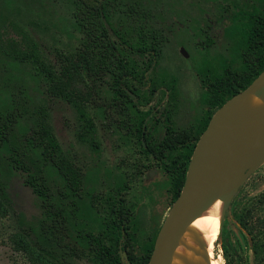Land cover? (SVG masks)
Listing matches in <instances>:
<instances>
[{
	"label": "rangeland",
	"instance_id": "rangeland-1",
	"mask_svg": "<svg viewBox=\"0 0 264 264\" xmlns=\"http://www.w3.org/2000/svg\"><path fill=\"white\" fill-rule=\"evenodd\" d=\"M84 1L96 6L104 0ZM125 1L150 9L151 22L166 36L160 63L148 75L155 83L146 93L142 89L146 90L147 86H141V100L137 98L141 110L150 111L147 120L150 130L155 132L158 128L159 133L164 132V125H168L163 120V111H166L170 112L175 128L192 127V135L200 138L207 106L202 98L206 86L198 68L212 64L219 68L221 57L229 59L236 50L238 25L256 8L264 13V0ZM74 11L73 0H0V89L10 69V57L5 52L13 45V39L24 45L35 41L54 63L58 54L72 53L79 47L83 34L75 28ZM21 71L16 72L19 77L12 83V89L25 88L21 102L26 101L29 114H35L39 108L46 109L64 153L83 170L80 194L63 198L58 186H54L57 197L70 211L75 229L84 233L106 232L107 223L118 217L115 210L123 209L127 214L124 225L129 233L123 262H129L128 252L140 256L138 260H141L172 202L169 174L163 163L155 156H146L132 127L120 126L125 116L113 113V93L107 84L97 86L88 80L95 88L96 101L87 104V113L96 125V133L86 139L77 108L50 95L42 79H32L33 70L29 65ZM163 72L178 80L176 100H172L168 96L169 89L159 83ZM124 85L134 91L138 82L128 78ZM159 118L161 122L154 130V120ZM14 133L12 147L25 150L20 131ZM0 164L8 169L1 158ZM11 174L8 192L14 212L0 219V264H33L14 248L9 236L20 225H38L43 218V208L32 188L25 184L24 176L19 172ZM222 218L221 238L218 239L220 233L216 230L215 244L208 245L207 253L219 258L221 264H264V163L242 185L228 210L224 213L222 209ZM67 241L74 243L71 237H67ZM57 255L60 260L61 253ZM66 256L68 260L64 264H94L88 253ZM192 261L195 264L196 260Z\"/></svg>",
	"mask_w": 264,
	"mask_h": 264
},
{
	"label": "trees",
	"instance_id": "trees-1",
	"mask_svg": "<svg viewBox=\"0 0 264 264\" xmlns=\"http://www.w3.org/2000/svg\"><path fill=\"white\" fill-rule=\"evenodd\" d=\"M73 3L74 25L83 34L74 52L58 54L54 63L47 59L35 41L24 45L15 39L5 52L10 57V69L5 73V82L0 89V158L8 169L0 164V219L14 212L8 188L11 173L19 172L24 176L25 184L41 200L43 208V218L38 225H20L10 234L9 239L19 253L33 264H64L68 260L67 254L82 256L85 253L91 255L94 264H125L122 254L128 251L129 234L124 225L126 212L115 210L118 217L107 223L106 232L84 233L75 229L70 211L57 197L54 186H58L63 198L80 194L83 170L64 153L46 109L28 113L26 101L21 102L22 94H26L25 88L17 86L16 90L12 89V83L19 77L16 72H22V68L29 65L33 70L30 73L32 79H42L50 95L76 107L82 117L86 139L96 133V125L87 113V104L96 101L95 88L88 80L97 86L107 84L113 93V113L125 116L120 120V126L132 127L146 156L157 157L168 172L169 191L172 193L170 208L184 186L199 137L192 135V127L175 128L171 124L170 112L166 111H163V120L168 125H164V132L159 133L157 128L160 118L154 120L155 126L152 127L157 129L156 133L152 132L147 123L150 111L141 110L137 103L142 97L141 86H147L146 90L142 89L146 93L155 83L154 78L148 75L159 65L166 40L164 32L151 22L152 11L125 0H104L96 6L84 0H73ZM235 39L236 50L229 59L221 57L219 68L213 64L198 68L206 86L202 98L207 106V117L201 122L200 133L207 128L219 107L245 89L264 70V13L254 9L238 25ZM128 78L138 82L134 91L124 85ZM159 83L166 86L168 96L176 100L179 93L177 78L163 72ZM15 130L20 131L25 150L12 147ZM92 144L96 146L95 142ZM163 222L145 249L142 264H148ZM67 237L74 239V243L70 244ZM58 252L62 255L60 260L57 259Z\"/></svg>",
	"mask_w": 264,
	"mask_h": 264
},
{
	"label": "water",
	"instance_id": "water-1",
	"mask_svg": "<svg viewBox=\"0 0 264 264\" xmlns=\"http://www.w3.org/2000/svg\"><path fill=\"white\" fill-rule=\"evenodd\" d=\"M249 93L264 99V70L212 115L192 153L184 186L158 232L148 264H172L187 227L217 197L223 200L225 213L249 176L264 163V121L243 126V104L238 101ZM229 114L232 122L217 132L216 126Z\"/></svg>",
	"mask_w": 264,
	"mask_h": 264
},
{
	"label": "bare ground",
	"instance_id": "bare-ground-1",
	"mask_svg": "<svg viewBox=\"0 0 264 264\" xmlns=\"http://www.w3.org/2000/svg\"><path fill=\"white\" fill-rule=\"evenodd\" d=\"M238 102L243 104L241 116L244 127L263 123L264 99L262 97L249 93L245 100ZM231 122L232 116L229 114L216 126V131H220L225 124ZM223 204L220 197L215 198L206 210L187 227L174 253L172 264H189L193 259L196 260L195 264H221L219 258H214L207 252L208 247L215 244L216 230L219 233L221 231Z\"/></svg>",
	"mask_w": 264,
	"mask_h": 264
},
{
	"label": "flooded vegetation",
	"instance_id": "flooded-vegetation-1",
	"mask_svg": "<svg viewBox=\"0 0 264 264\" xmlns=\"http://www.w3.org/2000/svg\"><path fill=\"white\" fill-rule=\"evenodd\" d=\"M133 96H134V98L135 99H137V97H136V95L135 94H133ZM218 253H216L215 255H217ZM127 257H128V263H126V264H142L143 262L141 261V260H138V257H140V256H138V255H133V254H128L127 255ZM122 258H123V254H122ZM123 260H124V258H123ZM142 262V263H141Z\"/></svg>",
	"mask_w": 264,
	"mask_h": 264
}]
</instances>
